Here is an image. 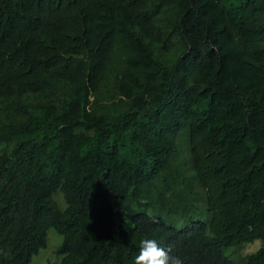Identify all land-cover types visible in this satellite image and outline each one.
Returning a JSON list of instances; mask_svg holds the SVG:
<instances>
[{
  "label": "trees",
  "instance_id": "16d2710c",
  "mask_svg": "<svg viewBox=\"0 0 264 264\" xmlns=\"http://www.w3.org/2000/svg\"><path fill=\"white\" fill-rule=\"evenodd\" d=\"M222 48L264 74V0H0V264H30L49 228L58 264H133L144 238L184 264H264V92L218 83ZM223 86L234 112L206 95ZM221 143L251 164L229 199L198 163Z\"/></svg>",
  "mask_w": 264,
  "mask_h": 264
},
{
  "label": "rangeland",
  "instance_id": "374dc122",
  "mask_svg": "<svg viewBox=\"0 0 264 264\" xmlns=\"http://www.w3.org/2000/svg\"><path fill=\"white\" fill-rule=\"evenodd\" d=\"M217 22H220V17H215ZM225 48H222L223 53V62L220 71L218 72L219 84H230L237 92L245 95L248 90L253 92H264V74L259 72L254 66L245 65L240 62V60L233 54V52L226 51ZM206 95H209L211 99L217 98H226L230 105V109L234 112L233 95L227 87H220L214 92H207ZM250 111L255 115V122H252V126L256 132V139L258 142H264V111L260 110L257 105L253 102H250ZM264 104V101H263ZM233 105V107H232ZM236 110V109H235ZM252 119V118H251ZM197 132V138L202 142L201 131L194 129ZM204 149L207 151L203 154L199 153L198 163L200 172H203L202 167L204 168L205 175L202 176L203 180L207 186L211 189L214 197L217 199H222L223 197L229 196V190L224 184V179L230 175L241 174L243 170L247 167H250L251 164H245L241 162L240 155L245 151L246 147L239 143H232L228 146L227 154L225 156L220 155L223 151L224 143L218 145V151L215 152L212 149H208L207 145L203 144ZM264 151L262 150L255 153L251 163L255 162L259 157H264ZM200 156V158H199ZM218 168V169H217ZM250 185L254 188L259 201H264V164L260 169L251 171L249 176ZM229 199V198H228ZM61 200V199H60ZM62 206L63 201L61 200ZM228 203V202H227ZM228 209L230 217L235 212L234 207L226 205V200H222L217 203V209L220 210L222 206ZM228 215H226L227 217ZM173 219V225L179 227L182 223L181 218L172 214L165 218V221L168 223ZM61 241L60 235L55 233L52 229L46 230V246L40 249L36 255L31 258L30 264H58L59 257L53 253L55 247L59 245ZM259 247V241L253 240L251 242L245 243L241 248L235 251L234 257H240L255 251Z\"/></svg>",
  "mask_w": 264,
  "mask_h": 264
},
{
  "label": "clouds",
  "instance_id": "9594fccd",
  "mask_svg": "<svg viewBox=\"0 0 264 264\" xmlns=\"http://www.w3.org/2000/svg\"><path fill=\"white\" fill-rule=\"evenodd\" d=\"M133 264H184V260L171 253V248L163 247L155 238L140 241L138 254Z\"/></svg>",
  "mask_w": 264,
  "mask_h": 264
}]
</instances>
